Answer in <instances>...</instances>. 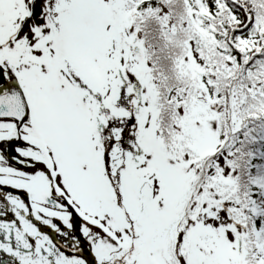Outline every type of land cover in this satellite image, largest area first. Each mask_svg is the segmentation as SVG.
Wrapping results in <instances>:
<instances>
[{"label": "snow or ice", "instance_id": "6c2138e0", "mask_svg": "<svg viewBox=\"0 0 264 264\" xmlns=\"http://www.w3.org/2000/svg\"><path fill=\"white\" fill-rule=\"evenodd\" d=\"M0 264H264V0H0Z\"/></svg>", "mask_w": 264, "mask_h": 264}]
</instances>
